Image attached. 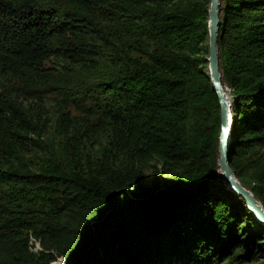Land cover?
<instances>
[{"label":"trees","instance_id":"trees-1","mask_svg":"<svg viewBox=\"0 0 264 264\" xmlns=\"http://www.w3.org/2000/svg\"><path fill=\"white\" fill-rule=\"evenodd\" d=\"M209 1L0 0V264L255 262L264 227L214 180ZM217 39L231 167L264 205V0H222Z\"/></svg>","mask_w":264,"mask_h":264},{"label":"water","instance_id":"water-1","mask_svg":"<svg viewBox=\"0 0 264 264\" xmlns=\"http://www.w3.org/2000/svg\"><path fill=\"white\" fill-rule=\"evenodd\" d=\"M222 0H210L207 9V63L208 76L219 105V132L217 138V172L214 179L226 190L235 193L242 201L254 222L264 227V205L253 192L236 177L231 167L230 140L233 116L231 95L222 79L218 53L217 33L220 25ZM62 259V257H59ZM63 261V259H62Z\"/></svg>","mask_w":264,"mask_h":264},{"label":"rangeland","instance_id":"rangeland-1","mask_svg":"<svg viewBox=\"0 0 264 264\" xmlns=\"http://www.w3.org/2000/svg\"><path fill=\"white\" fill-rule=\"evenodd\" d=\"M207 42V41H206ZM207 56V55H206ZM51 62H48V65L50 64ZM2 84H3V78L0 76V92H3V86H2ZM14 88H15V86H13ZM227 88V87H226ZM14 92H13V94H17V95H19V91L18 90H13ZM227 92L228 93H230V90L227 88ZM38 101V99L35 97V99L34 100H31V99H29L28 101H26L29 105L30 104H33V103H35V102H37ZM41 107H43V105H47V106H49V108L51 109V110H53V108H55L54 107V101H53V95L51 94V93H49L48 95H45L43 98H42V100H41ZM145 174H146V180H145V183H146V185L147 186H149L150 188H154V186H155V182H156V178H155V173H154V171H153V169L151 168V167H147L146 169H145ZM243 239L245 240V241H247L248 239H249V236L247 235V234H245L244 236H243ZM31 241H32V243H33V245H32V250H36L37 249V246L36 245H38L39 246V244H38V242H37V244H36V242H34L32 239H31ZM258 251H259V254H258V256L256 257V259H255V262H251V263H248V264H264V248H261V247H259V249H258ZM58 261V260H57ZM56 262V261H55ZM63 262V261H62ZM57 263V262H56ZM220 263H222V260L220 261Z\"/></svg>","mask_w":264,"mask_h":264},{"label":"bare ground","instance_id":"bare-ground-1","mask_svg":"<svg viewBox=\"0 0 264 264\" xmlns=\"http://www.w3.org/2000/svg\"><path fill=\"white\" fill-rule=\"evenodd\" d=\"M259 202H261V201L259 200ZM56 262H53L52 264H62V259L61 258H58V261H56Z\"/></svg>","mask_w":264,"mask_h":264},{"label":"built area","instance_id":"built-area-1","mask_svg":"<svg viewBox=\"0 0 264 264\" xmlns=\"http://www.w3.org/2000/svg\"><path fill=\"white\" fill-rule=\"evenodd\" d=\"M37 244V243H36ZM37 246V248H38V245H36Z\"/></svg>","mask_w":264,"mask_h":264}]
</instances>
